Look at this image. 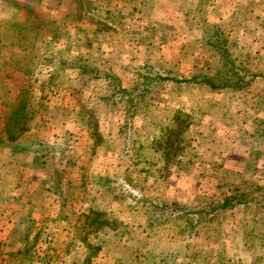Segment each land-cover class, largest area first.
<instances>
[{"label": "rangeland", "instance_id": "374dc122", "mask_svg": "<svg viewBox=\"0 0 264 264\" xmlns=\"http://www.w3.org/2000/svg\"><path fill=\"white\" fill-rule=\"evenodd\" d=\"M137 1L0 0V137L26 125L16 149L0 145V211L26 219L0 222L10 246H48V264H264V0H201L183 46L197 61L181 63L197 80L152 44L193 23L192 1ZM235 185L239 201L218 207ZM88 209L104 227L82 226Z\"/></svg>", "mask_w": 264, "mask_h": 264}, {"label": "crops", "instance_id": "0c3cea01", "mask_svg": "<svg viewBox=\"0 0 264 264\" xmlns=\"http://www.w3.org/2000/svg\"><path fill=\"white\" fill-rule=\"evenodd\" d=\"M10 1L12 2L14 0H10ZM150 1L152 2V0H150ZM188 1L189 0H175V1L174 0H168V4L169 3L173 4V5H169V7L172 8V9H174V8H178L179 9V8H182V6L187 5L188 4ZM191 1L192 2H191V4L189 3V5H190V8H191L190 11L193 14V20H192L193 23H191V25L190 24H187L185 22L183 24L181 23L182 24L181 25L182 27H180V28H175V27H172L173 25H171V26H169V28H171V30L168 29L170 31H167L166 29H164V31H166L165 34L163 35L164 37L162 38L164 40L153 41V43H152L154 45L155 50L157 52H159L158 61L163 62V63H166L167 61H169L171 63H176V65L179 66L178 69H177V67L175 69L176 70V74L175 73L173 74L175 77H179L180 76L179 75V72H182L181 74L183 76H186V77H187L188 74H189L190 78L195 77L194 71H192V70L189 69L190 66L192 67L193 65H190L188 68L185 67L186 68L185 70H184V67H182V65H181L182 62L197 61L195 56L193 58L191 55H189V52H186L183 49V46H186V44H188V42H192V43L193 42L194 43L196 42V39L194 37H192V34H194V32H197V31L199 33V28L201 27V25L199 24L200 23L199 21H200V16H201V13L202 12H199V11L202 10V8H200V4H203V2L201 0H191ZM147 4L150 6L151 9H153L154 6L152 4H150L149 1H148ZM154 5H156L155 2H154ZM123 9L124 8H122V5H119L117 7L115 6V8H113V9L111 8L110 11L111 12L112 11H116L117 13L118 12L123 13V11H121ZM125 10H126L125 11V14H122V16L124 15L125 18L123 16V18H120V19L122 21H124V22L126 21V23H122V24L126 26V30H130L131 29L130 26H132V24L130 23V18H132L134 16V13H133L132 10L129 9V5H128L127 8H125ZM187 10H189V9L187 8V6H185V15H186ZM100 13H103V9L101 10ZM183 15H184V12H183ZM126 17H128V18H126ZM183 19H184V21L186 20V18L184 16H183ZM187 26L190 27V29H187ZM5 27L7 28V25H5ZM113 27H116L117 28L118 26L115 23H112V28ZM15 28L16 27L14 26L13 29L15 30ZM162 30H163V28H162ZM114 41H115V43H114ZM132 41H133V39H131L130 42H123V41H121L119 39H115V40H113V43L115 44V49L114 50L117 51L116 45L117 46H120L122 44L124 45L125 43H127V44L128 43H132ZM127 44H125L124 46H127ZM144 44H146V43H144ZM149 45L147 47H150ZM173 45L175 46L174 49L171 48ZM147 47L145 49H147ZM134 56L135 55H131L130 54L129 57L131 59H133ZM147 58H149V55H144V58L143 59L144 60H148ZM112 61H115V62H118L119 63V59L113 58V59H111V62ZM127 62H128V58H127ZM118 69L119 68L117 67V70ZM22 74H24V73L22 72ZM16 153H19L20 154L21 152H16ZM16 153H14V155ZM23 153H25L26 155H24ZM19 154H17L18 157H19ZM21 155H23L24 157L31 156L26 151L22 152ZM17 174L20 176V173H17ZM10 188H11V190L18 189L16 187V185L14 187L13 186H10ZM26 190H29V186H27V185L25 186V188H24V191L25 192L23 193L25 196L23 194L21 196V199H22V197H24L23 200L26 197ZM11 194L12 193L10 191H8V192L5 193L4 192V188L3 189L0 188V206L1 207L9 208L7 206V199L11 198V196H12ZM21 199H20V202L22 203V200ZM25 205H28L29 206L31 204L27 202V203H25ZM11 214L12 215L14 214V211L13 210H10V211L8 209H6V211L1 210L0 211V222L4 223V222L10 221L11 223H13L12 225H13V229H14L15 226L18 225L16 223H19V221L20 222H23V221L26 220V219H23V218H20V219L14 218L13 219L12 217H10ZM30 215H31L30 217L29 216L27 217V220L32 221L33 220L32 213ZM63 218H65V217L62 216L61 219H63ZM5 228L6 227H4L3 225L2 226L0 225V240L2 239V243H4L3 246H1V244H0V254H3V255H6L7 256L8 255L7 253H9L10 251H9V249H4L6 247L7 248L9 247V246L6 245L8 235L6 234ZM40 233L41 232L39 230L38 231H35L33 233L30 232V233H28L29 236H27V234H25V238H28L29 237L28 239H30V240L31 239H34L35 236H38ZM116 252H120L119 249L118 250L116 249ZM36 264H39V263L36 262Z\"/></svg>", "mask_w": 264, "mask_h": 264}, {"label": "trees", "instance_id": "16d2710c", "mask_svg": "<svg viewBox=\"0 0 264 264\" xmlns=\"http://www.w3.org/2000/svg\"><path fill=\"white\" fill-rule=\"evenodd\" d=\"M217 47H218V49L221 48L220 46H217ZM66 50H67V48H66ZM67 52H68V50H67ZM78 69L80 70V73L85 72L83 65L78 66ZM106 77H108V76H106ZM194 80H197V78L195 77ZM125 90L126 89L121 87L120 85H116V91L113 93V97H115V96L117 98L118 97H121V98L125 97L126 95H128V93H125L126 92ZM132 112L133 111H130V114ZM18 113H15V115H14L15 119L14 120L18 119L17 118L19 116ZM186 124H188V123H186ZM8 126L6 125L5 126L6 129L4 128V130H3L5 132H7L6 138L0 137V145L4 146V147L10 146L11 150H13V149H16L17 146H19V144H16V145H14V144H15V142H18V136L21 137V134H23V131L26 130V125L22 124L21 126H15L12 128H11V126L10 127H8ZM34 143L37 144V142H35V141L27 140L23 143V148L24 149H30L32 144H34ZM21 147H22V145H21ZM167 148L169 149V147H167ZM167 148H165V151H164V158L168 160L170 151H168ZM227 173H229V171ZM257 189L261 190L260 188H257ZM238 192H239V186L235 185V187L232 190V193L230 195H228L222 203H218V207H221V208L229 207V205H231L230 204L231 202L239 201L237 198V195H236V193H238ZM242 203H244L245 205L249 204L248 201L246 202L245 199H242ZM101 215L102 214L99 212L92 211L91 209H88L87 211L82 213V217H83V225L82 226L83 227H95V229H93V231L101 229L102 226L104 227V224H105V220L101 218ZM260 219H262V218H260ZM87 233H88V231L85 232V236L83 238L84 240H87V238H88ZM13 243H15L14 236L10 235V238L8 237V244H6L7 246H9V251H10L9 253H7V254H9L8 256L13 257L14 255L21 254V255H24V258H26L29 262H37L38 261V263H41V264L42 263L48 264L51 261L48 258L53 256V254L49 253V252H51V249L48 246L44 249L43 253H45V254H43L42 255L43 257H42L41 255H39L40 252L36 254V251L35 252L33 251L30 254L31 251H28L27 249L22 251L21 248L19 249V248H16L15 246H10ZM0 244H1V246L4 245V243H2V242H0ZM35 250H37V249H35ZM87 258H89V257H87Z\"/></svg>", "mask_w": 264, "mask_h": 264}]
</instances>
